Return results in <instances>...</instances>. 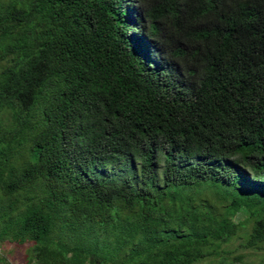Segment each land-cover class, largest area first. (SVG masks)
I'll return each instance as SVG.
<instances>
[{
    "label": "trees",
    "instance_id": "16d2710c",
    "mask_svg": "<svg viewBox=\"0 0 264 264\" xmlns=\"http://www.w3.org/2000/svg\"><path fill=\"white\" fill-rule=\"evenodd\" d=\"M237 235L264 249V0H0L1 240L195 264Z\"/></svg>",
    "mask_w": 264,
    "mask_h": 264
},
{
    "label": "rangeland",
    "instance_id": "374dc122",
    "mask_svg": "<svg viewBox=\"0 0 264 264\" xmlns=\"http://www.w3.org/2000/svg\"><path fill=\"white\" fill-rule=\"evenodd\" d=\"M119 172L118 167H112L107 168L104 173L107 177H111L112 175H117ZM209 197V196H208ZM205 196V198H208ZM248 228L243 229L242 231H247ZM71 233V236H77V232ZM243 233V232H240ZM242 241V237L240 235H237L233 237L228 243L223 244V248L230 250L231 253L228 252L223 255H214V256H208L200 261H198L195 264H218L219 261L224 259V261L230 262L231 264H260L264 261V249L260 248H248L243 249L240 247V242ZM31 242H27L24 244H18L15 242H11L8 240H1L0 239V264H40L37 263L36 260L33 258V253L30 250ZM100 253L102 254H108L110 256L116 257L115 259L117 261L121 260V257H119L120 246L118 244V241L115 239L114 245H109L105 243L100 244ZM127 246L124 247V249ZM124 249L122 251H124ZM242 253L244 255V261L239 262L234 260L235 255ZM127 255L126 252L120 253V256ZM104 259H109L107 256H104ZM108 264L111 263L110 260H108ZM87 264H92L91 262H87ZM129 264V263H127Z\"/></svg>",
    "mask_w": 264,
    "mask_h": 264
},
{
    "label": "clouds",
    "instance_id": "9594fccd",
    "mask_svg": "<svg viewBox=\"0 0 264 264\" xmlns=\"http://www.w3.org/2000/svg\"><path fill=\"white\" fill-rule=\"evenodd\" d=\"M134 7H135V4H133L132 7H130V9H131V10H130V13H132V12H134V11H137V8H138V7H135V8H134Z\"/></svg>",
    "mask_w": 264,
    "mask_h": 264
}]
</instances>
